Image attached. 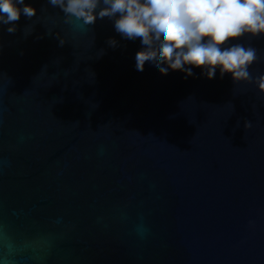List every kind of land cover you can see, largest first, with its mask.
Instances as JSON below:
<instances>
[{
	"label": "water",
	"instance_id": "1",
	"mask_svg": "<svg viewBox=\"0 0 264 264\" xmlns=\"http://www.w3.org/2000/svg\"><path fill=\"white\" fill-rule=\"evenodd\" d=\"M27 2L0 26V261L264 264V94L137 72L139 40L107 18L74 32ZM240 42L264 71V37Z\"/></svg>",
	"mask_w": 264,
	"mask_h": 264
},
{
	"label": "clouds",
	"instance_id": "2",
	"mask_svg": "<svg viewBox=\"0 0 264 264\" xmlns=\"http://www.w3.org/2000/svg\"><path fill=\"white\" fill-rule=\"evenodd\" d=\"M47 2L59 10L74 32H85L96 20L107 18L121 39H138L140 46L133 57L137 72L145 68L161 75L179 71L186 78L198 68L206 79L227 75L232 84H251L264 94V71L255 75L250 72L259 59L257 50L240 42L244 37H264V0ZM36 11L27 0H0V26L13 33L21 16L31 20ZM59 44L64 42L59 39ZM107 44L115 47L117 40L109 37ZM250 126L245 119L243 127ZM133 231L143 237L148 229L140 219ZM0 264H6V260Z\"/></svg>",
	"mask_w": 264,
	"mask_h": 264
}]
</instances>
